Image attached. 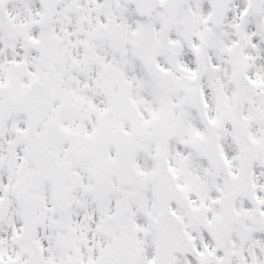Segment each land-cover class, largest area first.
<instances>
[{
	"label": "snow or ice",
	"instance_id": "6c2138e0",
	"mask_svg": "<svg viewBox=\"0 0 264 264\" xmlns=\"http://www.w3.org/2000/svg\"><path fill=\"white\" fill-rule=\"evenodd\" d=\"M0 264H264V0H0Z\"/></svg>",
	"mask_w": 264,
	"mask_h": 264
}]
</instances>
